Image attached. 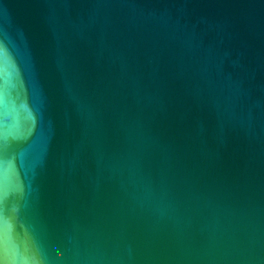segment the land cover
Returning a JSON list of instances; mask_svg holds the SVG:
<instances>
[{"label":"water","instance_id":"water-1","mask_svg":"<svg viewBox=\"0 0 264 264\" xmlns=\"http://www.w3.org/2000/svg\"><path fill=\"white\" fill-rule=\"evenodd\" d=\"M0 264H264V0H0Z\"/></svg>","mask_w":264,"mask_h":264}]
</instances>
